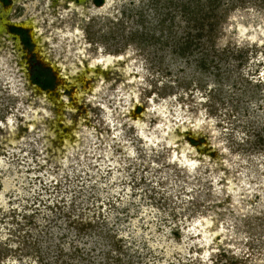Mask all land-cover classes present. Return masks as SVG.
<instances>
[{"label":"rangeland","instance_id":"374dc122","mask_svg":"<svg viewBox=\"0 0 264 264\" xmlns=\"http://www.w3.org/2000/svg\"><path fill=\"white\" fill-rule=\"evenodd\" d=\"M0 264H264V0H0Z\"/></svg>","mask_w":264,"mask_h":264},{"label":"trees","instance_id":"16d2710c","mask_svg":"<svg viewBox=\"0 0 264 264\" xmlns=\"http://www.w3.org/2000/svg\"><path fill=\"white\" fill-rule=\"evenodd\" d=\"M3 1L6 2V3L9 2V0H3ZM97 1H98V3L101 5V4L103 3L104 0H97ZM15 31L21 32V33L23 34L24 41H25V42H26V41L29 42V41H28V36H27L26 31H24L23 29H17V28H15ZM48 71H49V70H48ZM42 72H43L47 77H45L44 74H41V73H40L41 76H40V74H37V80H38L39 82H41V84H42L45 88H51L52 85H53V79L50 78V76H48L47 71H43V70H42Z\"/></svg>","mask_w":264,"mask_h":264},{"label":"flooded vegetation","instance_id":"af4514ba","mask_svg":"<svg viewBox=\"0 0 264 264\" xmlns=\"http://www.w3.org/2000/svg\"><path fill=\"white\" fill-rule=\"evenodd\" d=\"M2 1H3V0H2ZM5 3H6V2H5ZM17 29H23L24 31H25V30H28L26 27L21 26V25H19V27H18ZM26 32H27V31H26ZM16 33L19 34V35H22L21 37H22L23 40H24L23 34H22L21 32L16 31Z\"/></svg>","mask_w":264,"mask_h":264},{"label":"bare ground","instance_id":"6f19581e","mask_svg":"<svg viewBox=\"0 0 264 264\" xmlns=\"http://www.w3.org/2000/svg\"><path fill=\"white\" fill-rule=\"evenodd\" d=\"M28 27V26H27ZM31 27V26H30Z\"/></svg>","mask_w":264,"mask_h":264}]
</instances>
